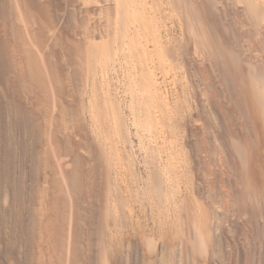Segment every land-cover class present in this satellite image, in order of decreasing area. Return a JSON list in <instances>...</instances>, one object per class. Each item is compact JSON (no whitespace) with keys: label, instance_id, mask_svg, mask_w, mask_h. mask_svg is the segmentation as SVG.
Wrapping results in <instances>:
<instances>
[{"label":"bare ground","instance_id":"obj_1","mask_svg":"<svg viewBox=\"0 0 264 264\" xmlns=\"http://www.w3.org/2000/svg\"><path fill=\"white\" fill-rule=\"evenodd\" d=\"M0 264H264V0H0Z\"/></svg>","mask_w":264,"mask_h":264}]
</instances>
